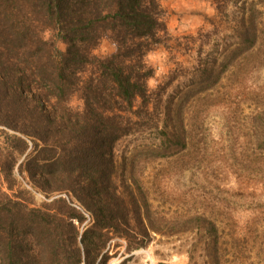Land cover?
Segmentation results:
<instances>
[{
	"label": "rangeland",
	"instance_id": "obj_1",
	"mask_svg": "<svg viewBox=\"0 0 264 264\" xmlns=\"http://www.w3.org/2000/svg\"><path fill=\"white\" fill-rule=\"evenodd\" d=\"M158 3L166 33L146 57L155 100L146 125H132L115 148L122 197L144 207L140 247L124 254L115 238L103 263L264 264V0L222 12L213 0ZM251 17L259 37L250 46L237 32ZM115 51L104 40L95 54ZM9 107L0 115V190L43 207L53 199L30 174L44 145L20 132L27 124L14 122L18 107ZM71 108L81 111L83 102L74 99ZM163 128L175 136L167 159L156 157Z\"/></svg>",
	"mask_w": 264,
	"mask_h": 264
},
{
	"label": "trees",
	"instance_id": "obj_2",
	"mask_svg": "<svg viewBox=\"0 0 264 264\" xmlns=\"http://www.w3.org/2000/svg\"><path fill=\"white\" fill-rule=\"evenodd\" d=\"M158 1L0 0V115L17 105L20 132L43 143L30 180L53 199L36 207L0 190V264H104L115 238L124 254L139 249L144 207L122 197L115 148L146 125L155 100L146 57L166 33ZM240 1L213 0L219 12ZM244 20L238 39L251 46L258 26ZM104 40L116 51L100 58ZM174 138L160 131L157 158L172 156Z\"/></svg>",
	"mask_w": 264,
	"mask_h": 264
}]
</instances>
